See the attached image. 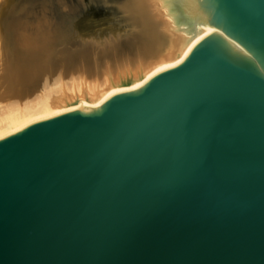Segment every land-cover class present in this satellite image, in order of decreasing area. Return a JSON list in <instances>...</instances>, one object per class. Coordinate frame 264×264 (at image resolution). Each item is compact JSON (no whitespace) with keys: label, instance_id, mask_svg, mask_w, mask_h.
<instances>
[{"label":"water","instance_id":"water-1","mask_svg":"<svg viewBox=\"0 0 264 264\" xmlns=\"http://www.w3.org/2000/svg\"><path fill=\"white\" fill-rule=\"evenodd\" d=\"M173 3L182 63L0 138V264H264V0Z\"/></svg>","mask_w":264,"mask_h":264},{"label":"bare ground","instance_id":"bare-ground-1","mask_svg":"<svg viewBox=\"0 0 264 264\" xmlns=\"http://www.w3.org/2000/svg\"><path fill=\"white\" fill-rule=\"evenodd\" d=\"M211 30L173 0H0V138L144 84Z\"/></svg>","mask_w":264,"mask_h":264},{"label":"snow or ice","instance_id":"snow-or-ice-1","mask_svg":"<svg viewBox=\"0 0 264 264\" xmlns=\"http://www.w3.org/2000/svg\"><path fill=\"white\" fill-rule=\"evenodd\" d=\"M210 31H212V30L210 29ZM237 47H238V45H237ZM168 67H171V65H169ZM158 71H160V70L158 69Z\"/></svg>","mask_w":264,"mask_h":264}]
</instances>
